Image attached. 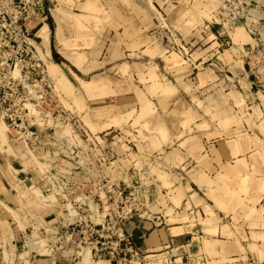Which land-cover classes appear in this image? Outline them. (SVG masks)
Instances as JSON below:
<instances>
[{
	"label": "rangeland",
	"instance_id": "374dc122",
	"mask_svg": "<svg viewBox=\"0 0 264 264\" xmlns=\"http://www.w3.org/2000/svg\"><path fill=\"white\" fill-rule=\"evenodd\" d=\"M54 1L60 8L64 6V2L72 6L69 10H72L73 16L75 12H79L77 10L91 13L85 6L82 9L78 7L79 5L74 6V2L81 0ZM147 1L150 4L152 2L162 15L159 21L155 20L156 27L150 32L151 36L152 34L156 36L153 43L155 46L152 44L154 48H147L144 53L133 54L128 60L118 61L115 57L110 59L106 49L104 51L102 37L98 35L95 41L91 40L90 46L94 44L96 47H92L95 50L93 56L95 59L92 61L91 70L80 72L75 69L67 60L70 55L68 51L64 46L63 50L59 47L55 30L52 29L49 35V27L44 19L47 6L44 3L41 7L42 19L38 28L39 47L47 56L49 75L57 81L53 82L59 105L65 110L66 107L70 108L65 98H62V93L74 96L78 89L84 90L85 97L90 101L95 99L96 103L89 102L90 109L85 105L76 104L75 109L86 114V117L79 115L82 120L84 119L85 123L81 120L83 127L94 135L113 131L111 137L113 136L115 143L121 146L120 151H126L127 157L124 160L116 161L113 165L107 161L109 165L103 167L102 173L103 176L110 177L112 182H121L122 185L123 181L128 185L132 184L131 181L134 183L137 181L135 184L137 201L132 198V201L127 203V207L136 203L138 204L136 207L140 206L139 203L145 204L148 209L140 210L139 213L148 212L152 219L153 216H158L154 214L155 212L168 207L170 208L168 215L171 212L176 214V218H170L171 223L190 221L194 224L195 220L189 219L188 213L179 215V212H176L183 209L186 202L188 208L191 206L189 201L192 198L188 197L186 190L193 194L200 193L201 197L207 198L208 187L199 186L198 183L208 182L204 181L199 169L193 167L189 159L187 161L184 159L180 147L187 150L199 147L201 152L207 153L206 146L212 144L218 149L217 154L213 156L217 159H227L226 155L231 148L238 143H245L249 146V155L244 159V161L248 160V164L245 163L247 169L243 172L249 174L246 185L257 186L259 182L264 181V0H230L227 5L225 0ZM87 2L89 4L90 0ZM88 7L92 9V5ZM53 16L57 20L60 19L58 11H54ZM216 21L220 24L218 25ZM216 24L223 36L220 38L219 46L215 44L208 49L210 46L208 42L212 39L216 40L210 33V28ZM236 24H241L244 30L246 27L252 37L247 41L250 44L245 49L243 46L234 45L229 37L230 35L233 37L234 31H231L233 30L231 28ZM249 34L246 35L250 37ZM41 39L47 50L42 45ZM50 45L53 53L48 49ZM68 45L74 46L70 42ZM234 46L237 49H232ZM54 54L60 58L54 57ZM53 63H57L59 69L61 65L66 71L76 74H72L75 81L70 79L73 86L61 69L62 74L57 76L52 74ZM108 63L110 64L107 65ZM176 66L181 67L177 70ZM106 82L110 84L109 89L107 88L106 92L99 90ZM112 82L120 86L119 92L122 95L133 92L136 103L118 105L112 101L113 98L116 99L112 95ZM66 88L70 89L69 92H66ZM144 97L149 99L145 101ZM106 98L110 101L102 100ZM50 110L46 108L45 112ZM51 121L52 119L50 125ZM2 123L4 122L0 121V124ZM74 130L71 124L58 122L56 127L42 133L41 144L44 143V147L35 153L25 149L18 154L12 150L22 142L16 139L17 135L14 131L7 130L8 142L5 147L0 146V155L3 154L7 158L11 153L16 160L10 165L9 161L5 168L11 183L9 194L6 198L0 194V264H50L44 258L62 250L61 246L64 247L67 234L72 232L73 227L66 221L78 225L85 216V214L78 215L76 209L92 210L91 216H95L97 206L107 209L108 204L104 200L100 183L97 180L91 181L89 177H87L89 181H84L83 178L86 176L83 175L82 170L76 169V162L70 163V160L58 152L60 145L67 147L71 143L72 145L82 143L84 139ZM78 137L81 141H78ZM22 147L26 148L23 144ZM96 153L102 154L100 150ZM55 157L60 158L59 164H52ZM80 157L86 156L80 154ZM205 158L208 159L206 154ZM88 159L91 160L90 157ZM237 164V166L241 165ZM220 171L222 173V170ZM48 172L61 178L56 183L53 193L43 191L45 184L50 183L45 178ZM89 172L98 174V169L94 166ZM224 174L225 176L223 173L219 174V177L225 179L220 180L221 183L224 182L226 185L235 183L229 180L228 173ZM239 174L237 173V177L240 176ZM250 174H255L257 177ZM256 188L260 189L258 186ZM248 192V194L258 192L256 196H259L262 190L254 192L248 190ZM229 195L231 194H228V197H231ZM178 199L181 202L178 203ZM211 199L219 209H222L223 203L218 205L217 198ZM233 199V202L237 200L238 208L242 209L258 205V211L253 209L250 220L253 223L254 221L258 223L255 219L257 217L261 219L260 221L263 220L264 197L259 203H255L253 198L244 199L237 195ZM55 207L62 209L61 216L57 217L58 220H55L53 213L55 211L49 210H55ZM206 209L208 214L213 215L209 206ZM10 210H13V213ZM45 211L50 213L43 214ZM69 211L73 213L70 216H74L73 221L67 219L66 215ZM17 223L25 232V238L19 242L14 241L11 235V227ZM260 224L263 228L260 230L261 235L255 233L254 228H251L252 233L246 230L250 232L252 239L258 241L264 240V223ZM80 228L83 226L77 228L74 236L78 245L74 248L72 264H96L105 260L91 254L89 243L80 244L83 242ZM246 246L251 250L252 246ZM253 247L256 248L254 252L256 250L264 252V246ZM84 254H88V260L83 258ZM257 254L258 259L257 256L253 259L246 255L239 260L240 262L227 261V264H264L263 255L259 252ZM207 255L212 257V252L208 251ZM151 258L154 259V257H145V264H158L152 263L149 260ZM208 264H213V261Z\"/></svg>",
	"mask_w": 264,
	"mask_h": 264
},
{
	"label": "crops",
	"instance_id": "0c3cea01",
	"mask_svg": "<svg viewBox=\"0 0 264 264\" xmlns=\"http://www.w3.org/2000/svg\"><path fill=\"white\" fill-rule=\"evenodd\" d=\"M64 3V6L60 8V6L58 7L55 4L54 0H44V4L47 6V13L44 17V19L47 21L45 24L49 27V35L52 32V29L55 30L54 34L59 47H61L62 50L65 48V50L68 51L70 55H68L67 60H69L73 67L80 72H82V70H91V66L93 63L92 61L93 59H95L93 58L95 54L94 48H96L94 44L93 46H90L91 40L95 41L98 35H101L103 45L105 46L104 51L106 49V52L109 54L110 59H112V57H115L118 61H123L126 59L128 60L132 58L133 54L144 53L147 48L152 49L155 46L153 43L156 39V36H153V34L151 36L150 32L152 28L156 27V21H159L160 16L162 17V15L160 14L159 9L155 5H153L152 2L151 5L147 0H90V3L88 4L87 0H81L79 2H74V6L76 7L79 5L78 7L81 9L85 6L90 10L91 13H85L84 10H77L79 12H75L74 16L72 15V10H69L72 9V6L67 5L66 2ZM89 5H92V9L88 7ZM64 7L68 8L64 9ZM54 11L59 12V20H57L53 16ZM216 23L218 25L220 24L217 21ZM217 24L212 28L208 27L216 38V40L212 39L210 42H208L210 43L208 49L213 47L215 44H217L218 46L220 45V38L221 36H223V33L220 32ZM240 25L241 24H236L232 26L231 29L233 30L231 31H234V28ZM245 31L247 32L246 34H249L246 27ZM229 37L231 38L232 43L237 42L239 44L237 46H243V49L247 48L250 44V42L245 41L247 39V35L239 41H236L233 38L234 35L233 37L231 35ZM69 42L74 44L76 48L74 46L70 47L68 45ZM41 43L42 45H44L42 39ZM51 46L52 45H50L48 49H50V51L53 53V51L51 50ZM63 46L64 48H62ZM44 47L47 50V47L45 45ZM92 47L94 48L92 49ZM214 56L216 55L214 54ZM54 57L58 59L60 58L57 57L56 54H54ZM109 64L110 63H108L107 65ZM104 66L105 65H103V67ZM59 67L68 81H70L71 83V80L75 81L74 77H72V74H76H74L72 71H66V69H64L61 65H59ZM180 67L176 66L177 70ZM52 71H54V76H57L60 73L57 69H54ZM52 79L53 81L57 82L54 78ZM109 87L110 84L106 82L99 90H105L106 92ZM69 90V88H66V92H69ZM111 90L113 92L112 95L116 97V99L113 98L112 101H115L118 105L125 103H136L133 97L134 94H132L133 92L124 93V95L120 94V86H118L117 83H113ZM83 91L82 89H78L77 94L74 96H68L66 93H62V98L64 97L66 102H68L70 106V108L66 107L67 110L79 118V115L86 117V114L80 113L77 109H75L77 108V105H85L87 109H90L91 107L88 103H96L95 99L94 101H92L93 99L90 101V99L85 97L84 94H86V92ZM146 97H144V100L146 99L145 101L149 99ZM102 100L106 102L110 101L108 98ZM82 121L84 122V119ZM87 131L89 130L87 129ZM111 134H113V131L106 134L99 133L95 136L98 138V140L100 137H103V139L100 140L102 152L107 160L111 161L113 164L116 161L120 162L124 160L127 157V153L126 151H123V154V152L120 151L121 149L119 148H121V146L115 143V138L113 136L111 137ZM79 140L81 141V138L78 137V141ZM76 144L80 146L79 148L80 152H82V155L87 157V147L85 145L86 142L82 141V143L78 142ZM213 146L215 147V150L212 148ZM213 146L212 144L206 146L207 153H204L203 151L201 152L199 147H193L189 150L180 147V151L185 157L182 158L186 159V161L187 159H189L192 162V166L194 165L193 167H197L199 169L200 175L202 174V177H204L205 179L204 181L208 182L207 184L198 183L199 186H204L205 188L208 187V190H206L209 194L207 198L201 197L200 193L195 192L193 194L190 191L186 190L185 193L188 194V197L190 196L192 198L189 201V205L191 206L188 208V202H186L183 209L176 212H179V215L184 214L185 212L188 213L189 219L195 220L194 224H192L190 221L187 223H171L169 221L170 218H176V214L175 212H171L168 215V212L170 210V208L168 207L155 212L154 214H157L158 216H153V219H136L131 221V223L129 224L127 231L135 236L143 257H154V259H149L152 263L208 264L212 261L213 264H227V261H236L234 263H237L240 262L239 260H242L246 255L248 256V258L253 257V259L255 258V256H257L258 259L257 252L263 255L262 259H264V252L258 250L254 252L256 248L253 247L254 245L259 247L264 246V240L258 241L257 239H252V235H250V232H246L247 229L251 231V228H254L255 233H259V235H261L262 232L260 230L262 226L260 223H264V214L262 221H260L261 219L257 217L255 219L258 221V223H256V221H254L255 223H253V221L250 220L251 214L253 213L252 211L253 209H257L258 211L259 206L253 205L249 209H242L238 208L237 200L236 202H233V198H236V195L237 197L244 199L253 198L255 203H259L260 199L264 197V181L259 182V184L257 185L260 189H257V186L254 184H252L251 186L249 185V187L246 185V179L248 178L249 174H245L243 172H245V169H247L248 160L244 161V159L247 155H249V146L245 143H238L235 147L230 149L227 155L225 154L226 157H228L227 159H220L218 157L220 160L213 156L217 154L216 150H218L215 145ZM68 147L70 150L74 151L72 143ZM25 149L26 148L22 147V144L20 143L16 146L15 149L12 150V152L18 154L22 153ZM205 154L207 155L208 159L205 158ZM218 154L220 155V153ZM225 155L223 154V156ZM115 157H117V159ZM12 158L13 157L9 155H7V158L3 154L0 155V194H2V197L4 198L8 196V190L11 184L10 177H8V175L6 174L5 168H7V163ZM15 160L16 159H12V161ZM59 160L60 158L55 157L52 164H59ZM231 160L232 162H229ZM237 163L241 164L239 165L240 168L239 166H237ZM222 167L225 169H223ZM220 170H222L224 176V173H228L227 175L229 177V180L235 183H229L228 185H226L224 182L221 183L220 180L225 179L219 177V174H222L220 173ZM237 173H240V176L237 177ZM253 176L257 177L255 174ZM87 177L89 176H86V178H83V180L89 181ZM263 179H261V181ZM135 182L137 183V181ZM190 187L193 188L192 186ZM248 190H250L251 192L262 190V192L261 194H259V196H256L258 192L248 194ZM228 194H231L229 195L231 197H228ZM154 196L158 198L156 194H154ZM213 197L218 199V205L220 203H223V206L221 204L222 209H219V207L215 205V203L211 199ZM207 205L211 208L210 212H212L213 215L207 213ZM262 207L264 208V206ZM55 208V210H49L55 211L53 212L55 214V220H58L59 218L57 217L59 215L61 216L62 209H60V207ZM50 211H45L43 212V214H46L47 212L50 213ZM259 214L260 213H258V215ZM72 215V211H69V213L66 215L67 219L74 218V216L70 217ZM155 218L157 219V221ZM199 219L202 220L200 221ZM66 222H68L67 224L69 225V221ZM250 222H252V225H250ZM244 223L246 226L244 225ZM11 235L13 236V240L17 242L25 238V232L19 227L18 223L11 227ZM75 240L76 237L72 242L66 241L64 243V247H61L62 250L58 252H54V250H52V252H54L53 255L50 254L49 256H46L44 260H48L50 264H72V261L74 259V248L76 246ZM246 245L252 246L251 250L250 247H247ZM208 251L209 253L212 252V257H209L207 255ZM215 254L217 256H215Z\"/></svg>",
	"mask_w": 264,
	"mask_h": 264
},
{
	"label": "built area",
	"instance_id": "2783aa9c",
	"mask_svg": "<svg viewBox=\"0 0 264 264\" xmlns=\"http://www.w3.org/2000/svg\"><path fill=\"white\" fill-rule=\"evenodd\" d=\"M229 2L225 0V5ZM43 3L44 0H0V121L16 133V139L28 151L34 153L45 145L41 144L44 131L56 127L58 122L71 124L74 132L86 142L87 157H80L82 152L77 144L72 145L74 151L66 145H60L58 151L70 163L76 162V169L82 170L83 175L100 183L108 207L104 209L97 206L95 216H91L92 210L76 209L78 215L85 216L78 225L69 223L73 228L67 234V241H74L77 228L83 226L80 228V234H83V242L80 244L89 243L91 254L96 258H105L110 264H145L137 240L127 228L133 220L151 219L148 212L139 213L148 207L142 203H139V207H136L137 203L127 207L132 198L137 201L136 183L132 181L128 185L123 182L122 185L121 182L114 183L110 177L103 176V167L109 165L101 149L100 140L103 137L98 136V140L83 127L79 117L59 105L54 82L48 73L47 56L39 47L38 28ZM46 108L51 110L45 112ZM100 149L102 154L98 155L96 151ZM94 166L98 174L89 172ZM45 176L50 183L45 184L43 191L53 193L61 178L51 172ZM75 245H78L76 240Z\"/></svg>",
	"mask_w": 264,
	"mask_h": 264
},
{
	"label": "bare ground",
	"instance_id": "6f19581e",
	"mask_svg": "<svg viewBox=\"0 0 264 264\" xmlns=\"http://www.w3.org/2000/svg\"><path fill=\"white\" fill-rule=\"evenodd\" d=\"M220 5V4H219ZM142 10V9H141ZM217 11V10H216ZM44 28V27H43ZM236 28V27H235ZM245 28V27H244ZM44 30H45V28H44ZM235 32H233L234 34V39L236 40V41H239V40H241V39H243L244 37H246V32H245V30L243 29V28H241V26H237V28H236V30H234ZM210 33H211V35L213 36V33L210 31ZM43 34V33H42ZM44 37V36H43ZM46 40V39H45ZM251 40V37H249L248 35H247V39L245 40V41H250ZM234 45H239L237 42H235V43H233ZM254 46V45H253ZM52 48V47H51ZM232 49H237L235 46L234 47H232ZM49 53V52H48ZM239 58V57H238ZM240 66H242V65H240ZM51 67H52V70H58L60 73H59V75L60 74H62L61 73V71H60V69L56 66V64H51ZM52 74H54V71H52ZM64 76V75H63ZM63 78V77H62ZM248 87H249V85H248ZM87 88V87H86ZM90 92V91H89ZM7 126H6V124H4V123H2V124H0V146L1 147H5L6 146V144H7V142H8V134H7ZM9 145V144H8ZM8 148H9V146H8ZM11 149V148H10ZM10 149H7V150H9V151H11ZM6 150V151H7ZM10 156L12 157V154L10 153ZM13 159V158H12ZM12 159H10L9 161H10V163L12 164ZM190 181V180H189ZM179 188H177V190H178ZM177 201H179L180 202V200L178 199ZM12 213H13V210H10ZM18 219V218H17ZM19 222V221H18ZM211 222V221H210ZM207 225H211V224H207ZM84 253V252H83ZM80 255H82V254H80ZM82 257V256H81ZM88 257V254L86 255V254H84V259H86V260H88L89 258H87ZM264 260V259H263ZM41 262V261H40ZM87 263V262H86ZM89 263H90V261H89ZM105 263H108V261H106V260H103V261H101V262H99V263H96V264H105Z\"/></svg>",
	"mask_w": 264,
	"mask_h": 264
}]
</instances>
